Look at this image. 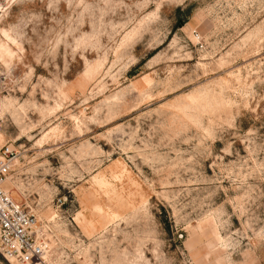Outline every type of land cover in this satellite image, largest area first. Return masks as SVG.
<instances>
[{
    "label": "rangeland",
    "instance_id": "1",
    "mask_svg": "<svg viewBox=\"0 0 264 264\" xmlns=\"http://www.w3.org/2000/svg\"><path fill=\"white\" fill-rule=\"evenodd\" d=\"M5 145L44 264H264V0H0Z\"/></svg>",
    "mask_w": 264,
    "mask_h": 264
},
{
    "label": "built area",
    "instance_id": "2",
    "mask_svg": "<svg viewBox=\"0 0 264 264\" xmlns=\"http://www.w3.org/2000/svg\"><path fill=\"white\" fill-rule=\"evenodd\" d=\"M14 157L10 145L0 148V257L8 264H44L47 242L36 214L17 203L2 186Z\"/></svg>",
    "mask_w": 264,
    "mask_h": 264
},
{
    "label": "bare ground",
    "instance_id": "3",
    "mask_svg": "<svg viewBox=\"0 0 264 264\" xmlns=\"http://www.w3.org/2000/svg\"><path fill=\"white\" fill-rule=\"evenodd\" d=\"M11 147V146H10ZM12 148V147H11ZM13 160H15L14 158H13ZM13 160H12V164H13ZM11 164V165H12ZM11 168V167H10ZM9 173V172H8ZM7 173V175H6V177H5V179H4V181H3V184H2V186H3V188L6 190V191H8V193L10 194V196L18 203V201L12 196V194H11V192L8 190V189H11V188H14L13 187V181L11 180V178H9L8 176H9V174ZM50 217L52 218V219H54L55 217H56V215H55V213H52L51 215H50ZM39 220V219H38ZM51 220V219H50ZM40 229V228H39ZM46 250H47V248H46ZM46 250H45V252H44V257L46 256L47 257V252H46ZM14 264V263H13Z\"/></svg>",
    "mask_w": 264,
    "mask_h": 264
}]
</instances>
